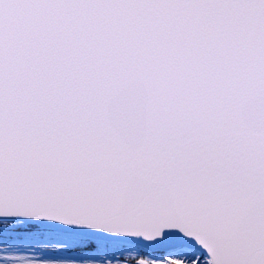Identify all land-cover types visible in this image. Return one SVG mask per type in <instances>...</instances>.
Masks as SVG:
<instances>
[{
	"label": "snow or ice",
	"instance_id": "6c2138e0",
	"mask_svg": "<svg viewBox=\"0 0 264 264\" xmlns=\"http://www.w3.org/2000/svg\"><path fill=\"white\" fill-rule=\"evenodd\" d=\"M0 264H264V0H0Z\"/></svg>",
	"mask_w": 264,
	"mask_h": 264
}]
</instances>
